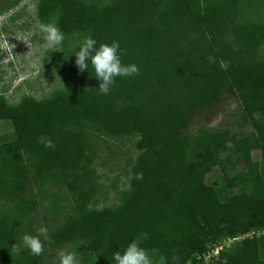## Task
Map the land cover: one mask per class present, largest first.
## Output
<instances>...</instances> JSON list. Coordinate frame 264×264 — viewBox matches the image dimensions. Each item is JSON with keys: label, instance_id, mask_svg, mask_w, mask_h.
<instances>
[{"label": "trees", "instance_id": "obj_1", "mask_svg": "<svg viewBox=\"0 0 264 264\" xmlns=\"http://www.w3.org/2000/svg\"><path fill=\"white\" fill-rule=\"evenodd\" d=\"M19 1L0 0V13ZM240 1L112 0L102 7L38 1L41 24L55 18L64 36L91 37L97 49L119 42L122 64L137 65L140 74L117 76L109 94H100L91 62L84 72L75 64L83 41L42 58L44 67L75 80L68 92L25 97L15 106L0 97V120L13 133L0 143V201L12 207L0 215V264H44L67 248L81 264H115L113 253L123 254L141 233L148 239L140 246L158 253L163 264H264V61L255 58L264 24L236 22ZM228 101L233 111L210 127L206 119ZM86 123L110 137H137L140 153L127 194L117 208L89 210L88 192L77 187L72 211L48 231L52 243L42 237L43 254L24 247L12 261L20 219L35 208L24 197L54 172L64 181L75 176L86 152ZM248 126L252 143L244 134ZM41 136L55 148L38 143ZM228 141L233 148L225 147ZM222 152L229 155L221 159ZM238 164L243 171L224 177V190L205 181L215 169ZM225 239L232 244L204 263Z\"/></svg>", "mask_w": 264, "mask_h": 264}, {"label": "rangeland", "instance_id": "obj_2", "mask_svg": "<svg viewBox=\"0 0 264 264\" xmlns=\"http://www.w3.org/2000/svg\"><path fill=\"white\" fill-rule=\"evenodd\" d=\"M39 0H20L9 11L0 13V97L9 106L17 105L23 98L30 97L36 101L49 98L55 92H68L75 80L53 67H44L42 58L45 52L61 53L73 49L84 41L81 34L64 36L61 45L55 49H45L40 30L41 22L37 17ZM87 5L102 7L112 0H78ZM238 17L236 22L264 24V0H242L237 4ZM55 24V18L45 24ZM257 61H264V41L256 50ZM235 103L228 101L220 112L206 119L210 127L222 125L233 111ZM83 142L86 146L84 159L79 163L75 176L69 175L64 181L58 172L52 173L41 185L30 189L25 199L35 201V208L30 214L24 215L21 226L15 237L14 244L20 247L19 253L12 250L10 259L14 261L23 250L22 237L25 234L39 236L41 227L48 231L57 227L61 218L70 213L77 198L76 188L89 194L87 209L101 210L117 208L129 190V183L134 177L133 167L140 153L136 147L135 135L110 137L97 131L86 123L82 129ZM244 134L252 143L251 128L245 127ZM13 138L8 121L0 120V143ZM253 158L258 159L256 153ZM243 171L242 165H228L223 171L215 169L205 177L207 183L215 182L221 190L223 178ZM76 182L72 187L70 182ZM11 205L0 201V215L11 211ZM257 234V233H256ZM253 234H249L251 237ZM43 236H40L42 239ZM238 239V238H237ZM232 244L231 239L220 241L211 251L216 255L219 249ZM217 249V251H214ZM72 252L71 249H63ZM210 251V253H211ZM59 252L52 254L54 258H45L44 264H59ZM152 264H163L162 257L155 252L148 254ZM209 257L212 256V253ZM208 258L204 259V263Z\"/></svg>", "mask_w": 264, "mask_h": 264}, {"label": "clouds", "instance_id": "obj_3", "mask_svg": "<svg viewBox=\"0 0 264 264\" xmlns=\"http://www.w3.org/2000/svg\"><path fill=\"white\" fill-rule=\"evenodd\" d=\"M40 30L44 33V44L42 46L45 49H55L57 46L61 45L65 39L64 34L55 24H41ZM96 43L95 39L86 37L79 51L75 54V64L80 72H84L85 70H88V61L91 62L96 79L101 81L98 87L100 94H109L111 86L114 84L115 77H131L140 74L137 65L132 64L125 66L122 64L120 55L118 54L120 49L119 42L113 41L111 45L107 43L101 44L98 49L95 47ZM208 61L209 63L216 62L215 57L211 56L208 57ZM220 64L222 69H227L228 65L226 62L221 61ZM37 142L43 144L45 148H55L51 138L41 136L37 138ZM225 147L231 149L234 147V144L232 141H228ZM228 155L229 153L222 152L220 158L223 159ZM38 231L39 236L25 234L22 237L23 246L27 248L33 256L42 255L44 252V244L41 241L40 236H43L44 240L49 244L52 243L47 228L41 227ZM147 239V233H141L136 240H133L127 246L123 254L119 251L113 253L115 264H152V260L147 252L140 246V240ZM12 250L19 253L20 247L14 244ZM58 255L59 264H81V261L78 259L75 252L61 250ZM179 259V256H173L174 262Z\"/></svg>", "mask_w": 264, "mask_h": 264}, {"label": "built area", "instance_id": "obj_4", "mask_svg": "<svg viewBox=\"0 0 264 264\" xmlns=\"http://www.w3.org/2000/svg\"><path fill=\"white\" fill-rule=\"evenodd\" d=\"M214 251H217V249H215ZM211 253H212V256H216V255H217V252H216V255H213V251H211ZM211 253H210V254H207V255L204 257V259H205V258H209V256L211 255Z\"/></svg>", "mask_w": 264, "mask_h": 264}]
</instances>
